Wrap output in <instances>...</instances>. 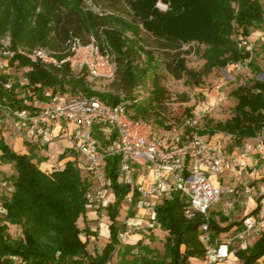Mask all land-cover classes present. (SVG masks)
<instances>
[{
  "label": "trees",
  "instance_id": "1",
  "mask_svg": "<svg viewBox=\"0 0 264 264\" xmlns=\"http://www.w3.org/2000/svg\"><path fill=\"white\" fill-rule=\"evenodd\" d=\"M96 1L113 13L120 7L117 0H106L108 6L103 0ZM125 1L132 15L129 22L118 16L82 13L81 0H0V39L9 35L14 49L44 46L60 51L70 35L86 43L89 32L100 26L111 28L107 37L116 54L114 78L126 93L124 97L92 91L84 78H66V69L48 71L34 66L29 75L33 84L59 88L66 84L110 105L131 99V92L155 70L154 52L144 45L138 25L153 38L164 70L176 80L185 75L197 79L196 84L200 82L201 75L186 68L185 53L181 51L182 46L192 43L204 47L200 55L204 60L202 75L246 61L248 66L258 70L250 53L237 47V37L246 38L252 29L263 28L264 7L260 0H161L169 7L164 13L155 7L158 0ZM128 29L133 38L125 36ZM262 46L264 48V44ZM21 62L27 64L25 60ZM5 80V76H0V82ZM164 95L157 77H153L150 97L143 105H130V116L155 121L162 128L163 122L158 120H161ZM231 95L236 99L232 117L224 122H210L205 129L210 135H229L232 140L229 150L240 147L264 128V82L238 86ZM11 100L7 95V101ZM0 162L14 169L13 175L6 179L10 183V194L1 203L0 264H111L117 246L121 245L119 208L131 193L129 187L116 183L118 157L106 159L105 165L115 198L107 207L108 242L101 251L93 253L88 250V236L92 233L86 231L83 240L78 226L79 219L86 215L91 182L75 160H67L62 169L41 171L32 155L14 152L0 132ZM132 196L137 197L134 192ZM262 199V196L257 198L251 215L260 212ZM186 206L185 198L175 191L155 207L156 224L166 233L162 255L140 240L132 246L124 245L120 260L125 264H190V259L201 260L205 251L198 236L205 218L202 215L187 218ZM208 223L213 241L240 226L220 213H210ZM12 228H17L19 233L12 235ZM127 256L131 257L128 262ZM234 256L239 264L264 262V232L246 249L235 250Z\"/></svg>",
  "mask_w": 264,
  "mask_h": 264
},
{
  "label": "built area",
  "instance_id": "2",
  "mask_svg": "<svg viewBox=\"0 0 264 264\" xmlns=\"http://www.w3.org/2000/svg\"><path fill=\"white\" fill-rule=\"evenodd\" d=\"M81 11L99 17L115 16L96 0H81ZM109 30L106 26L96 28L89 32L86 43L70 35L60 51L44 46L14 49L9 35L2 37L0 76L6 80L0 82V129L10 130L26 145L43 149L59 143L62 153L71 154L91 182L85 210L94 220L112 204L107 200L108 196L114 197L112 180L105 165L106 159L118 157L116 183L130 188L125 199L135 202L132 207L136 213L125 221L121 237L136 232L144 236L156 225V205L172 192H179L187 203L185 216L205 218L198 236L205 251L201 263L231 264L228 262L237 250L235 244L238 249H246L255 236L264 232V189L259 193L263 197L260 212L243 216L238 229L220 240H212L208 217L211 208L234 190L223 184V178H238L248 167L247 158L264 152V128L250 142L229 150L220 139H206L199 134V121L204 118L201 111L181 123L166 122L157 128L152 121L130 116V105L139 102L136 94L110 105L66 84L59 88L30 81L34 66H39L48 71L66 69V78L111 82L117 62L107 37ZM246 44L242 37L237 39V47L249 52ZM7 95L12 97L10 102ZM255 195L245 186L246 200ZM225 205L229 208L231 203Z\"/></svg>",
  "mask_w": 264,
  "mask_h": 264
},
{
  "label": "rangeland",
  "instance_id": "3",
  "mask_svg": "<svg viewBox=\"0 0 264 264\" xmlns=\"http://www.w3.org/2000/svg\"><path fill=\"white\" fill-rule=\"evenodd\" d=\"M117 1L120 7L119 10H116L117 12L114 13L115 16L122 18L126 22L132 21V15L129 8L127 7L126 1ZM259 2L264 7V2L261 0ZM102 3L108 6L109 2L103 0ZM155 7L161 13H164L169 9L168 4L162 2L161 0L157 1ZM138 28L140 29V37L144 41V45L148 46L154 52V63L152 65L155 67V70L149 72L140 86L131 92L132 95H137L139 99L138 104L143 105L148 100L152 90V79L153 77H157L159 85L165 91V95L162 100L163 111L159 114V118L161 120L158 121H162V125H164L166 122L178 124L181 123L182 119L185 117H191L197 114L198 111H201L200 114L204 113V118L199 121V134L206 139L218 138L224 142L228 148L232 141L229 135L223 133H215L210 135L205 131V129L207 124L210 122H224L232 117L236 99L231 95V93L238 86L249 85L253 81L264 82V48L262 46V44H264V23L262 29H252L248 37L242 38L247 42L246 45L250 49L249 52L251 60L254 64V67L258 70L248 66V61H246L239 64L229 65L224 69H213L209 74L202 75L204 60L201 59L200 55L204 47L198 46L195 43L182 46L181 51L185 53L183 57L185 59L186 68L201 75L199 84L195 83L197 79H189L185 75H183L180 80H176L171 75H169L163 68L162 59L154 47L153 38L145 33L140 25H138ZM125 35L132 36L131 30L128 29L125 32ZM240 37L241 36H238L237 39ZM141 66H143V63H141ZM88 83H90L92 91L99 93H109L119 97H124L126 95V93L118 87L116 78H114L111 82L89 81ZM152 119L154 120L153 117ZM155 125L157 128H161L157 122H155ZM0 130L1 136L4 138V140H8V131H2V128ZM247 140L244 142H247ZM17 142L18 141L13 142V144ZM250 158H253V163L255 161H259L258 163L260 164L257 166L254 165L255 167L253 164L248 165L247 169L242 173L241 176L238 177L236 184L230 187L234 189L233 192L225 194L222 199L223 201L213 206L210 211L212 213H220L226 216L231 223H241L243 213L247 208L246 203L248 200L243 197L245 186H248L254 190L256 194L254 197L255 202L260 196V189H264V152L261 154L251 155ZM56 169H62L61 165H51L49 168L43 171L51 172ZM13 173L14 169L12 166H7V164H1L0 162V219L2 216L1 203L3 198L8 197L10 194V183L6 179L7 177L13 175ZM107 200L113 203L115 198L108 196ZM225 202L231 203V206L228 208L225 205ZM134 204L135 202L129 203L127 199H125L121 204L117 218V222L120 224V226H124L127 218L135 217L136 213L132 207ZM93 222L99 224L97 225V230H99L101 226H104L105 229V225L109 223L107 208H103L98 214V220H94ZM81 223L80 227L82 226ZM10 233L12 235H16L19 233V230L17 228H12L10 229ZM134 235H137V232L129 233L128 237ZM165 235L166 233L156 224L153 226V228L146 230V233L143 236L145 238L143 239V242L145 245H148L162 255L164 252L163 244L165 242ZM81 237L83 240L86 239L85 229L82 230ZM125 237V235L119 237L122 242L120 246H117L110 262L111 264H125L120 260V254L123 250L122 247L124 245L123 241ZM257 237L258 235L251 240V243H253L254 239ZM105 242L106 241L103 242V239L99 238L98 245L94 240L92 241L89 248L93 249L100 246L103 248ZM234 248L238 249L239 247L235 244ZM126 259V262H128L131 257L127 256ZM232 260L233 257L230 258L228 263L234 264ZM257 264H264V262L260 261Z\"/></svg>",
  "mask_w": 264,
  "mask_h": 264
},
{
  "label": "crops",
  "instance_id": "4",
  "mask_svg": "<svg viewBox=\"0 0 264 264\" xmlns=\"http://www.w3.org/2000/svg\"><path fill=\"white\" fill-rule=\"evenodd\" d=\"M8 133H9L8 134L9 135L8 140H4L6 142V144L14 152H16L18 154H26V155L30 154V155H32L34 160L38 162L39 169L41 171L49 168L51 165H58V164L61 165V168H63L64 163L67 160H72V155L71 154L66 153V152L65 153L61 152V145L59 143H54L53 145H51L48 148L39 149V148H35V147H32V146L26 145L25 143H22L20 140H18V139H16L14 137V135L11 133L10 130H8ZM249 140H247V141H249ZM16 141H18V142L13 144V142H16ZM252 159L250 157L247 158V164L248 165H252L253 164V166L254 165L257 166L258 164H260V163H258L259 161H255L253 163ZM60 162H61V164H60ZM56 163H58V164H56ZM7 166H11V165H7ZM44 172H47V171H44ZM142 175H143L142 172H140L139 176L141 177ZM237 180H238V178L234 177L233 175H226L223 178V184L228 186V187H231V186L236 184ZM246 204H247V208L245 209V212L243 213V216H245L247 214H250L256 208V202H255L254 198H252L251 200L247 201ZM93 221H94V218H93V215L91 213H87L85 215V217L79 219V221H78V226H79V228L81 230L85 229L86 231L89 232V234L92 233V235H94V236H92V235L88 236V241H89L88 250H89V252H92V253L94 251H98L99 252V251L102 250V248H101L102 246L90 249L89 247L91 246L92 241L95 240V243H97V245H98L99 238H101V239H103V242L106 241L105 242V244H106L108 242V238H109V231H108L109 223H107L105 225V227H106L105 229H104V226H101L100 229L97 230V225H99V224H97V223H95ZM80 223L82 225L81 227H80ZM120 229H121L120 232L122 233L123 232V227L121 226ZM125 236L126 237L124 238V241H123L124 245H131L132 246V245H135L138 241H140V240L144 241L143 239H145L143 236H141L139 234L134 235V236H129V237H128V235H125ZM121 242L122 241L120 240V243ZM105 244H104V246H105ZM232 262L234 264H239L238 260L234 256H233ZM190 264H202V263H201V260L190 259Z\"/></svg>",
  "mask_w": 264,
  "mask_h": 264
}]
</instances>
